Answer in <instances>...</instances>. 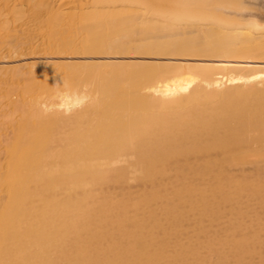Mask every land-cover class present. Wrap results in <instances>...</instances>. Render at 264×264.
<instances>
[{
	"label": "bare ground",
	"instance_id": "obj_1",
	"mask_svg": "<svg viewBox=\"0 0 264 264\" xmlns=\"http://www.w3.org/2000/svg\"><path fill=\"white\" fill-rule=\"evenodd\" d=\"M0 264H264V0H0Z\"/></svg>",
	"mask_w": 264,
	"mask_h": 264
},
{
	"label": "clouds",
	"instance_id": "obj_2",
	"mask_svg": "<svg viewBox=\"0 0 264 264\" xmlns=\"http://www.w3.org/2000/svg\"><path fill=\"white\" fill-rule=\"evenodd\" d=\"M88 89L89 85H84L82 89H73L65 82L63 89L57 88V91L53 93L51 105L42 103L40 106L45 111H51L53 108L63 110L69 99L76 98L79 102L75 106L80 107L88 99Z\"/></svg>",
	"mask_w": 264,
	"mask_h": 264
}]
</instances>
